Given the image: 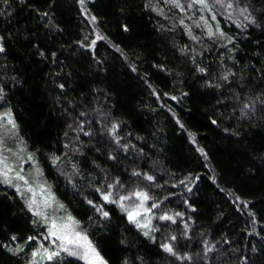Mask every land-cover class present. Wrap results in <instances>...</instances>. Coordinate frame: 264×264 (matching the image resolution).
Instances as JSON below:
<instances>
[{
	"label": "trees",
	"instance_id": "1",
	"mask_svg": "<svg viewBox=\"0 0 264 264\" xmlns=\"http://www.w3.org/2000/svg\"><path fill=\"white\" fill-rule=\"evenodd\" d=\"M179 3L88 0L96 39L80 0H0V110L106 264H264V0ZM48 237L0 182V264H85Z\"/></svg>",
	"mask_w": 264,
	"mask_h": 264
},
{
	"label": "rangeland",
	"instance_id": "2",
	"mask_svg": "<svg viewBox=\"0 0 264 264\" xmlns=\"http://www.w3.org/2000/svg\"><path fill=\"white\" fill-rule=\"evenodd\" d=\"M87 1L88 0H84V2L81 3L80 0L81 11L86 21L92 27L96 39H98L100 35L94 26V21L91 19L92 16H90L86 10L85 4ZM190 1L193 3V0ZM197 7L201 8L199 7V5ZM6 114H9V112L5 110H0V137L3 138L2 143H0V156L6 157L8 165L13 169V171L8 174L9 178L12 179V185L10 186H12L16 190V192L20 195V197L24 200L25 203L31 201L32 199H35L36 204L33 205L31 212L34 214V212L38 210L41 213V215L35 216L46 225L49 236L48 245L51 247V250L47 248L41 252L39 250V252H37L38 255L36 256H33L32 254V260H39L40 258H43V254L45 255V257H47V253L52 251H62L69 255L68 252L62 250L61 244L67 246L69 250L78 251L81 253V255H83L85 249L83 247H78L77 244H69L68 239H77L75 233H79L81 236L84 237H86V235L80 230L79 226L73 219L69 221L68 218L70 216L66 212L65 208L61 207L60 202H58L54 197L49 184L44 179L40 167L37 165L36 161L29 154L24 145L18 140L15 127H13L12 124L8 123L9 119L12 120L11 115ZM29 157H31V159H29ZM17 172L24 176L25 181H27V184L25 183V181L17 180L15 178ZM2 180L3 176L0 175V181ZM29 186H31L32 188L31 192L27 190ZM17 188H19V191L17 190ZM20 193H23V195H21ZM139 205L140 201L136 205V207H133L130 212H139L140 214L136 216V221L141 225H148V211H146L144 205L143 208L138 207ZM53 222L57 224V235L67 237V239L58 240L56 239V237L51 236L49 234V229ZM65 224L69 225V227L67 229L61 230L63 225ZM53 241H55V243H53ZM87 242L90 241L87 239ZM78 243L84 244L85 242L78 241ZM72 257L81 260L85 264H89L88 260L81 259L79 256Z\"/></svg>",
	"mask_w": 264,
	"mask_h": 264
},
{
	"label": "snow or ice",
	"instance_id": "3",
	"mask_svg": "<svg viewBox=\"0 0 264 264\" xmlns=\"http://www.w3.org/2000/svg\"><path fill=\"white\" fill-rule=\"evenodd\" d=\"M84 0H81V3H83ZM167 2H170L172 4H174L176 7L178 8H181V10H183L182 8V5L179 3V0H167ZM193 3L194 4H197V5H200L203 9H207L209 11H211V6H210V3H209V0H193ZM212 3L213 4H220V5H223L224 4V0H212ZM228 8H232V3L231 2H228L227 5H226ZM188 7H192V4H189ZM246 11V9H241V15L244 14V12ZM44 15H47L46 13ZM245 19H249L248 16H245L244 17ZM93 21H95V17H92L91 18ZM213 19H215V17H213ZM125 31H127V28H125ZM213 33L211 32V30H209V35L211 36ZM98 39H102V37H98ZM3 37H0V53H3L5 52V48L3 46ZM93 43H95V41H93ZM43 55V54H42ZM201 72L204 71V69H200ZM61 87H63L61 85ZM0 92H2V89H0ZM2 98V97H0ZM173 99H175V97H173ZM245 107H251V105H245ZM6 115H10V114H6ZM8 123L9 124H12L13 127H15V124H14V121H12L11 119L8 120ZM2 137H0V143H2ZM29 159H31V157H29ZM13 169L8 165L7 163V158L6 157H2L0 156V175L3 176V180L0 181V182H3V183H6V184H9V185H12V179L9 178V173L12 172ZM15 178L17 180H21V181H25V178L23 175H21L19 172L16 173V176ZM148 180H152L153 177L151 176H148L147 177ZM25 183L27 184V181H25ZM118 183V182H117ZM15 186V185H14ZM111 187V185L109 186ZM17 190L19 191V188H17ZM29 192L32 191V188L31 186L28 187L27 189ZM21 195H23V193H20ZM111 194L109 193L108 195H104L103 199L104 200H109V196ZM132 195L136 196V197H139L140 198V205L138 207L140 208H143V205H144V202L147 201L148 199H150V197L148 196L147 193L145 192H134ZM130 197L128 196H124V197H121L120 199L123 201V200H127L129 199ZM89 203H91V201H89ZM36 204V201L35 199H32L31 201H28L26 203V207L29 209V211H32V207L33 205ZM61 207H63L61 205ZM152 208H156L158 207L155 203L152 204L151 206ZM146 211H151V209H146ZM140 213L137 212V211H132V212H128V219L130 222H136V216L139 215ZM34 215H41V213L37 210L36 212H34ZM103 215L105 217L108 216V213L107 212H104ZM69 221L72 220L71 217L68 218ZM160 220H172V217L171 216H167V215H163V216H160L159 217ZM136 226L138 228L140 227H144V228H147L148 225L147 224H144V225H141L139 224L138 222L136 223ZM69 227V225L65 224L63 225L62 229H67ZM49 234L51 236H54L56 237V239L58 240H62V239H67V237H64V236H58L57 235V224L55 222H53L51 224V227L49 229ZM145 236H148L149 233L148 232H145L144 233ZM75 236L77 237V239H68V243L69 244H77L78 247H83L85 250H84V253L83 255H81L80 252L78 251H71L69 250V248L63 244H61V248L63 251L65 252H68L69 255H72V256H79L81 259H85V260H88L89 261V264H106L105 261H103V259L99 256V253L96 252L95 248L91 245L90 242H87V238L84 237V236H81L79 233H75ZM13 240L16 239V237H12ZM29 240H32L34 239L33 237H29L28 238ZM173 240H175L176 238L175 237H172ZM78 241H84L85 243L84 244H79ZM53 243H55V241H53ZM163 248L165 249V251L171 253L172 252V247L170 244H165L163 245ZM23 249H20V251H22ZM47 251V250H46ZM38 255L37 252H34L33 253V256H36ZM60 255V252L59 251H52V252H48L47 253V259L48 260H53L54 258L56 257H59ZM94 258V259H93ZM33 264H35V261H33Z\"/></svg>",
	"mask_w": 264,
	"mask_h": 264
}]
</instances>
